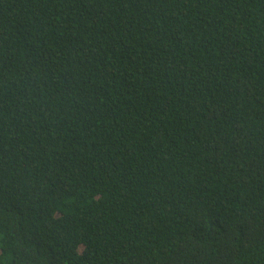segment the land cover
<instances>
[{
  "label": "trees",
  "instance_id": "trees-1",
  "mask_svg": "<svg viewBox=\"0 0 264 264\" xmlns=\"http://www.w3.org/2000/svg\"><path fill=\"white\" fill-rule=\"evenodd\" d=\"M0 264H264V0H0Z\"/></svg>",
  "mask_w": 264,
  "mask_h": 264
}]
</instances>
